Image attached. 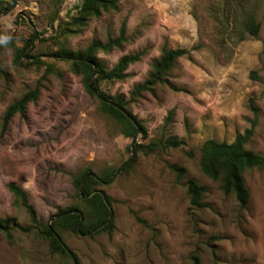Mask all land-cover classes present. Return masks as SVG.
Listing matches in <instances>:
<instances>
[{
	"label": "rangeland",
	"instance_id": "rangeland-1",
	"mask_svg": "<svg viewBox=\"0 0 264 264\" xmlns=\"http://www.w3.org/2000/svg\"><path fill=\"white\" fill-rule=\"evenodd\" d=\"M81 2L55 8L54 0H0V38L9 42L0 43V218L27 228L0 232V264H193L194 254L200 264H264V169L243 171L249 198L240 207L199 164L205 140L231 142L253 121L246 147L264 154V0H119L116 10L72 32ZM249 17L260 23L256 37L244 30ZM122 25L126 40L96 57L110 69L124 54L143 53L122 79L98 80L107 95H123L146 128L126 169L133 139L99 111L98 96L85 90L71 60L53 54L117 37ZM195 45L163 82L135 91L162 48ZM33 89L37 99L2 132L7 106ZM169 137L180 144L167 145ZM171 164L185 168L181 179ZM120 167L96 186L111 198L113 232L58 227L71 254L53 252L42 224L58 208H85L72 176ZM190 177L207 189L203 207L189 204ZM10 181L26 190L39 224L8 190Z\"/></svg>",
	"mask_w": 264,
	"mask_h": 264
},
{
	"label": "trees",
	"instance_id": "trees-1",
	"mask_svg": "<svg viewBox=\"0 0 264 264\" xmlns=\"http://www.w3.org/2000/svg\"><path fill=\"white\" fill-rule=\"evenodd\" d=\"M61 2L62 0H54L55 8ZM118 6L119 0H82L76 9L77 15L72 18L71 27L68 28H71L70 30L75 32V30L83 27L90 17H98L103 12L116 10ZM259 27L260 23L256 22L253 17L247 18L244 24L245 32L255 37L259 32ZM125 40V28L122 25L117 37H108L104 42L94 40L82 50L59 49L53 52V54L56 57L71 60L72 71L83 75L85 90L90 95L98 96L99 111L116 121L124 136L133 139L134 135L138 134L143 137L146 136L145 126L137 116L126 108L128 101L123 95L109 96L98 87V80L122 79L128 66L140 60L142 52L124 54L112 68L108 69L97 59L96 53L98 51L119 47ZM5 43L9 44L8 40H5ZM198 46L195 45L190 49L184 47L162 48L160 55L152 60L151 69L147 77L136 85L135 91L140 93L152 90L156 84L164 81L167 72L180 57L187 56L191 58V50L198 48ZM22 56V54L17 55V57ZM93 71H95V75L91 77ZM37 97L38 90L33 89L9 104L4 111L1 131L4 132L6 130L15 114L24 115L27 105L35 101ZM251 109L254 115H256L254 105H252ZM253 126L254 121L250 128L246 129L243 133L237 134L231 142L207 139L200 148L199 164L201 171L209 178L218 180L224 193H233L240 207H245L249 198V192L243 178V171L253 167L264 169V154L254 152L246 147V143L252 135ZM166 144L178 146L180 141L175 137H169L166 140ZM134 161L135 158H132L130 162L125 161L122 165L123 169L130 167ZM170 168L176 173L178 179H181L185 174V168L177 164H171ZM114 174L115 170L112 168H107L97 174L93 173L90 168H84L72 176L76 193L83 201L85 208L81 209L77 205L58 208L55 218L49 223L42 224L41 234L49 241L53 252L71 254L70 249H68L57 232L58 227H63L82 235L100 231L107 232L108 234L113 232L115 228L114 221L112 216L109 217L110 210L105 202L106 199L110 203L111 198L105 192L104 195L97 192L96 186L111 181ZM185 185L190 206L193 208L203 207V197L207 190L206 187L191 177L186 179ZM7 188L25 207L31 222L39 224L36 210L29 202L26 190L12 181L7 183ZM12 227L27 230L26 227L11 225L7 218H0V232L8 235ZM192 260L193 264H200L198 255L194 254Z\"/></svg>",
	"mask_w": 264,
	"mask_h": 264
},
{
	"label": "water",
	"instance_id": "water-1",
	"mask_svg": "<svg viewBox=\"0 0 264 264\" xmlns=\"http://www.w3.org/2000/svg\"><path fill=\"white\" fill-rule=\"evenodd\" d=\"M94 74H95V71H93L92 72V74H91V77H93L94 76ZM136 136L137 135H134V137H133V142L131 143V156H130V158L128 159V161H130L132 158H133V156H134V151H133V146H134V142H135V138H136ZM121 170V167L116 171V173H115V176L117 175V173L119 172ZM93 175V174H92ZM114 176V177H115ZM97 192H99V193H101L102 195H104V192H103V190H97ZM105 202H106V204H107V207L109 208V210H110V203L105 199ZM77 211V210H76ZM78 212V211H77ZM111 210H110V216L109 217H111ZM53 218H51L50 219V221L52 220ZM81 220H82V217H81ZM103 225V224H102Z\"/></svg>",
	"mask_w": 264,
	"mask_h": 264
},
{
	"label": "clouds",
	"instance_id": "clouds-1",
	"mask_svg": "<svg viewBox=\"0 0 264 264\" xmlns=\"http://www.w3.org/2000/svg\"><path fill=\"white\" fill-rule=\"evenodd\" d=\"M7 40V37L0 38V43L5 42Z\"/></svg>",
	"mask_w": 264,
	"mask_h": 264
}]
</instances>
